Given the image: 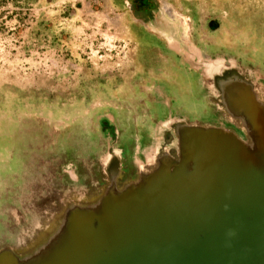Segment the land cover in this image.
Returning a JSON list of instances; mask_svg holds the SVG:
<instances>
[{
  "label": "rangeland",
  "instance_id": "rangeland-1",
  "mask_svg": "<svg viewBox=\"0 0 264 264\" xmlns=\"http://www.w3.org/2000/svg\"><path fill=\"white\" fill-rule=\"evenodd\" d=\"M122 1L0 0V252L49 251L74 212L97 225L184 151L177 131L217 125L209 63L264 105V0Z\"/></svg>",
  "mask_w": 264,
  "mask_h": 264
},
{
  "label": "water",
  "instance_id": "water-1",
  "mask_svg": "<svg viewBox=\"0 0 264 264\" xmlns=\"http://www.w3.org/2000/svg\"><path fill=\"white\" fill-rule=\"evenodd\" d=\"M242 84L248 91L240 80L214 95L222 112L241 115L247 140L217 125L182 128L184 151L170 150L167 164L159 157L153 177L128 189L126 201L118 196L97 225L91 211L74 212L49 251L19 258L4 249L0 264H264V122L249 114L264 120V105L250 92L253 103L238 97ZM121 171L120 159L113 178ZM136 214L143 227L123 230L121 218L135 222Z\"/></svg>",
  "mask_w": 264,
  "mask_h": 264
},
{
  "label": "bare ground",
  "instance_id": "bare-ground-1",
  "mask_svg": "<svg viewBox=\"0 0 264 264\" xmlns=\"http://www.w3.org/2000/svg\"><path fill=\"white\" fill-rule=\"evenodd\" d=\"M207 72H208L209 76L213 78L214 89L216 91H220L221 89H223V88H225L231 84H234V83L240 84V80L238 77L239 73H238L236 67L235 66L227 67L222 61L221 62L215 61L213 63H209L207 65ZM240 87L244 88L245 90L247 89L244 87L243 84ZM242 88H240V91H238V93H237L238 97H239V95L247 96L248 97L247 104L249 103V101H250V103H253V101L250 98L249 91H247V93H246V91H241ZM247 104L245 105L246 111H247ZM229 106H231V105H229ZM229 108L231 109L232 112L236 111V109L233 107H229ZM249 114L254 117L257 124H260V122L261 123L264 122L263 116H262L260 111L257 112L256 109H254V112H252L251 110H249ZM256 116H259L262 120L259 121V118ZM108 167H109L108 169L110 171V174L112 176H115L119 170V167H120V159H119L118 155H115L110 159ZM178 214H179V216L181 215L180 219L183 218V216H184L183 213L181 214V212H179ZM137 215L138 214H136L135 222H133V220L132 221H130V220L125 221L124 217L121 218V220L124 224L123 230H125L126 232H130V231H132V229L138 230L141 227H143V224H142L143 221L142 220L139 221L142 216L140 214L138 216ZM132 227H134V228H132Z\"/></svg>",
  "mask_w": 264,
  "mask_h": 264
},
{
  "label": "crops",
  "instance_id": "crops-1",
  "mask_svg": "<svg viewBox=\"0 0 264 264\" xmlns=\"http://www.w3.org/2000/svg\"><path fill=\"white\" fill-rule=\"evenodd\" d=\"M133 1L134 0H123L122 4H124L126 10L135 13L133 10ZM218 118L219 119L216 120L219 122L218 124L216 122L217 126H221L223 128H229L230 130L236 132L240 137L242 136L244 140H247V136H246L247 134L245 132L246 123L242 119L241 115L238 116L226 109L221 113V115L218 116Z\"/></svg>",
  "mask_w": 264,
  "mask_h": 264
},
{
  "label": "trees",
  "instance_id": "trees-1",
  "mask_svg": "<svg viewBox=\"0 0 264 264\" xmlns=\"http://www.w3.org/2000/svg\"><path fill=\"white\" fill-rule=\"evenodd\" d=\"M153 2L151 0H134L133 1V10L136 15L139 16H149V14L154 9ZM102 127L105 133L110 135H116V128L113 125L109 124L108 120H103Z\"/></svg>",
  "mask_w": 264,
  "mask_h": 264
},
{
  "label": "flooded vegetation",
  "instance_id": "flooded-vegetation-1",
  "mask_svg": "<svg viewBox=\"0 0 264 264\" xmlns=\"http://www.w3.org/2000/svg\"><path fill=\"white\" fill-rule=\"evenodd\" d=\"M228 34V36H230V34L229 33H227ZM213 124H216V121L213 119ZM218 124V123H217ZM174 150L176 149V148H173ZM176 152V150L173 152V153H175ZM178 155V154H177ZM216 176H217V178H221L222 176L220 175V174H216ZM217 180V179H216ZM10 247H8L7 249H9ZM26 249V247L23 249V250H25ZM10 250H12L13 252H15V256L16 257H19V258H22L23 257V253H22V249L20 250V249H12V248H10ZM24 259H25V256H24Z\"/></svg>",
  "mask_w": 264,
  "mask_h": 264
}]
</instances>
